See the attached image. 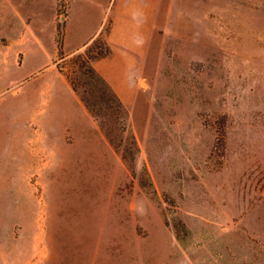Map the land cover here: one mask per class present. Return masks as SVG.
<instances>
[{
  "label": "rangeland",
  "instance_id": "1",
  "mask_svg": "<svg viewBox=\"0 0 264 264\" xmlns=\"http://www.w3.org/2000/svg\"><path fill=\"white\" fill-rule=\"evenodd\" d=\"M0 264H264V0H0Z\"/></svg>",
  "mask_w": 264,
  "mask_h": 264
},
{
  "label": "trees",
  "instance_id": "2",
  "mask_svg": "<svg viewBox=\"0 0 264 264\" xmlns=\"http://www.w3.org/2000/svg\"><path fill=\"white\" fill-rule=\"evenodd\" d=\"M97 41V37L93 39L86 49V54L89 55L94 44ZM112 49L108 48L106 51H101L98 56H93V58L98 59L101 57L108 56L111 54ZM91 56L84 58L83 65L88 68V76L94 81L103 84V95L98 98L94 92H90V96L81 94V99L85 103L86 107L93 115V117L99 121L101 127L104 129L106 135L111 137V127L109 128V121L112 118L113 113L120 114L126 112V106L123 104L120 97L117 95L116 91L110 85V83L97 71V69L91 63ZM91 82V83H92ZM73 89L79 91L76 85L72 82Z\"/></svg>",
  "mask_w": 264,
  "mask_h": 264
},
{
  "label": "crops",
  "instance_id": "3",
  "mask_svg": "<svg viewBox=\"0 0 264 264\" xmlns=\"http://www.w3.org/2000/svg\"><path fill=\"white\" fill-rule=\"evenodd\" d=\"M100 30L101 28H99L97 31H95L91 36H89L82 44L76 46L74 49L69 50L68 52L70 53H74L77 52L83 48H85L93 39H95L96 37H98L100 35ZM115 30H116V26L115 24L112 27L111 33H110V43H111V49L112 52L109 56L101 58L99 60L96 61L95 66L96 68L112 83L114 84V81L112 80V78L109 75L108 72V66L109 64H112L114 62H116L118 55L120 54V52H128L125 49L121 50L120 49V44L118 41H116L115 39ZM130 53V52H129ZM132 54V53H131Z\"/></svg>",
  "mask_w": 264,
  "mask_h": 264
}]
</instances>
